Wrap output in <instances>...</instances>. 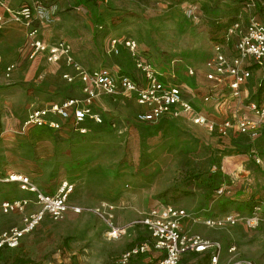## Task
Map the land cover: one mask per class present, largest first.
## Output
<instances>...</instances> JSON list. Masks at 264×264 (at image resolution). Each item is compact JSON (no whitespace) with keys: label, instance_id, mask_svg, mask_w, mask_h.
Returning a JSON list of instances; mask_svg holds the SVG:
<instances>
[{"label":"rangeland","instance_id":"1","mask_svg":"<svg viewBox=\"0 0 264 264\" xmlns=\"http://www.w3.org/2000/svg\"><path fill=\"white\" fill-rule=\"evenodd\" d=\"M4 1L12 12L27 5L33 15L27 24L1 11L0 160L32 175L47 193H53L61 179H70L74 190L69 204L82 211L46 219L22 237L18 247L0 250V264H121V254L142 242H147L148 250L127 264H149L157 253L138 221L156 204H172L194 216L229 211L246 215L259 204L262 219L255 227L238 222L208 228L189 219L190 232L219 241L225 264L232 256L230 246H235L237 258L264 263V127L252 138L233 130L227 135L210 133L187 120L140 121L132 101L105 98L102 123L87 126L84 133L65 127L52 131L47 143L39 135L11 133L7 128L11 123L21 129L32 102L80 96L77 84L61 78L63 69L46 76L47 62L35 58L37 54L29 57L30 31L46 43H69L74 62L86 69L121 67L122 59L107 53L108 42L113 35L130 37L140 54L175 75L171 79L198 108L217 120L232 119L234 114L221 116L220 107L203 100L214 85L204 63L212 42L233 20L245 24L255 17L264 24V6L247 9L241 0ZM11 64H15L13 72L3 73ZM252 67L255 89L251 92L249 87L248 98L240 99L243 105L251 100L264 103V58ZM217 88L227 105L228 92L224 86ZM242 164L254 174L239 175ZM215 167L224 171L214 172ZM220 186L230 192L217 197ZM23 197L16 186L0 183V201ZM101 204L112 207L113 223L122 230L119 237H108L105 220L94 211ZM22 215L0 214V230L20 224ZM179 264H208V255L188 253Z\"/></svg>","mask_w":264,"mask_h":264},{"label":"built area","instance_id":"2","mask_svg":"<svg viewBox=\"0 0 264 264\" xmlns=\"http://www.w3.org/2000/svg\"><path fill=\"white\" fill-rule=\"evenodd\" d=\"M241 2L247 9H261L264 6V0ZM10 13L14 19L28 24L33 10L24 5L18 11ZM1 19L0 16V21ZM27 40L26 51L30 58L44 52L48 62L62 61L65 66H71L74 74L64 73L62 78L69 83L78 78L83 96L67 98L48 105L31 104L26 111L24 126L33 125L58 130L65 125L66 120L71 119L73 128L84 133L88 121L93 124L102 123L101 113L94 109L96 98L102 94L133 98L139 106L145 107V110L136 113V118L140 121L159 122L183 117L193 124L203 125L209 131H217L222 135H227L235 128L240 134L252 138L258 135L260 125L264 124V105L253 101L247 105L258 117L257 120L238 117L217 122L209 118L185 96L180 86L169 82L157 62L138 52L136 41L130 37L110 38L107 51L119 55L122 48L127 49L134 59L138 76L127 72H114L107 65L86 70L74 62L71 46L63 40L46 43L35 36V31H30ZM263 58L264 24L255 17L248 19L245 24L240 19H235L228 24L221 38L212 44L211 54L205 61V67L208 69L206 76L214 85L226 83L229 95L234 99H240L241 84L251 76L252 66L261 64ZM13 68L14 64L7 66L6 74L9 75ZM188 71L190 74L193 73L192 68H188ZM47 75L51 76L50 73ZM217 98L218 95L211 89L203 100L216 104ZM255 161L260 163L259 157H256ZM217 171L219 169L215 167L214 172ZM0 183L14 185L25 195L12 201H0V214L23 213L20 224L0 230V250L18 247L20 239L46 219L58 220L69 210L75 213L82 211L81 207L69 204L70 195L74 190V183L70 179H63L53 193H47L40 189L30 175L17 172L0 161ZM225 192H230L229 187L220 186L216 189V196H221ZM111 210L112 207L108 204H101L94 209L95 213L105 220L108 237L117 238L122 230L113 223ZM260 212L261 206L257 204L253 206L252 213L246 215L229 211L218 216H194L172 204H156L140 217L138 224L147 232L151 247L157 253L156 259L150 264H179L188 253L207 254L208 264H225L222 260L221 243L190 232L184 228L183 219H191L193 223H201L208 228L234 226L238 222L255 227L262 219ZM235 249V246L228 248L232 256L226 264H264L237 258ZM147 250V242L139 243L121 254L120 263L127 264L133 257Z\"/></svg>","mask_w":264,"mask_h":264},{"label":"crops","instance_id":"3","mask_svg":"<svg viewBox=\"0 0 264 264\" xmlns=\"http://www.w3.org/2000/svg\"><path fill=\"white\" fill-rule=\"evenodd\" d=\"M1 4H0V16H2L1 15V11L2 12H6V13H8V12H10L11 10L9 9V6L7 5V4H5V1L4 0H1ZM116 35H113V36H111L110 38H112V37H115ZM118 37H122V36H118ZM215 41H213L212 42V44L214 43ZM107 48H108V46H107ZM139 51V50H138ZM211 51H212V46H211ZM211 51H210V54H211ZM107 53H108V51H107ZM139 53H140V51H139ZM110 54V53H109ZM142 54V53H141ZM113 55V54H112ZM113 56H119V58L120 59H122L121 60V63H122V66L121 67H114V66H110V65H107V66H109L112 70H114V72H127V73H130V74H132V75H135V76H138L139 75V72L135 69V66H134V59L130 56V54H129V52L127 51V49H125V48H122L121 49V52H120V54L119 55H113ZM142 56H145V57H147V55H143L142 54ZM210 56V55H209ZM35 58H43L46 62H47V68L44 70V75H46V76H49V75H47V73H50L51 74V76H54L55 74H56V72H58L60 69H63V71H61L60 72V76H61V78H62V75L64 74V73H69V74H74V71H73V69H72V67L71 66H65L64 64H63V62L62 61H60L59 63H50V62H48L47 61V59H46V53H44V52H40V53H38L37 55H36V57ZM147 58H149V59H151L149 56L147 57ZM151 60H153V59H151ZM154 62H156L155 60H153ZM175 62V60H173V62H172V64ZM15 65V64H14ZM8 66V65H7ZM6 66V67H7ZM82 66V65H81ZM204 66H205V63H204ZM84 68V67H83ZM97 68V67H96ZM84 69H86V68H84ZM91 69H94V68H91ZM91 69H86V70H91ZM161 69L164 71V74H165V77L167 76V79L169 80V82H171V83H173V84H177L178 86H180L181 87V89L183 90V92H184V94H185V96H187L190 100H192L187 94H186V91L184 90V88H182V86L180 85V84H178V83H176L173 79H171V77H174L175 75H173V73L172 72H168V71H165V69H163L162 67H161ZM205 69H206V74H207V72H208V69L205 67ZM251 70H252V72H251V76L253 75L252 73H253V67L251 68ZM5 72V70L3 69V73ZM13 72V69L11 70V72H10V74ZM51 76H49V77H51ZM251 76L244 82V83H242L241 84V95H242V97L241 98H248V94H249V87H250V90H251V92L252 91H254V89H255V87H254V89H253V85H255L256 84V81H254V80H252L251 79ZM63 79V78H62ZM63 80H65V79H63ZM66 81V80H65ZM67 82V81H66ZM68 84H77L78 85V88H79V92H80V96L79 97H73V98H80V97H82L83 96V93H82V91H81V83L78 81V78H76L73 82H67ZM222 86H224L225 88H224V90H226L227 92H229V90H228V87H227V84L226 83H220L219 85H213L212 87H211V89H213L214 90V92L218 95V88L217 87H222ZM229 94V93H228ZM229 97V99H230V101H228V104L227 105H224V102H222V99L218 96V102L216 103V104H213V103H210L213 107H215V108H221V109H219L220 111H218L217 110V113L218 114H222L221 116H224V115H229V114H234V116H233V118L232 119H236V118H238V117H248V118H251V119H255V120H257V116L251 111V109L248 107V105H247V103H249V102H251V101H253V102H257V101H255V100H251V101H248L245 105H243V104H241V102H240V99H234V98H232L231 97V95H229L228 96ZM70 98H72V97H70ZM105 98H109V99H114V100H117V99H119V100H121V101H123L122 99H124V100H130V101H132L134 104H135V106H136V109H137V112H140V111H143V110H145V107H142V106H139L136 102H135V100L133 99V98H131V97H122V96H119V97H115V96H108V95H105V94H102V95H100L98 98H96V100H95V102H94V109L96 110V111H98V112H100L101 113V115H102V108H103V106H104V104H103V100L105 99ZM67 99V98H66ZM243 100V99H242ZM60 101H62V100H60ZM60 101H52V102H60ZM52 102H50V103H52ZM192 102H193V100H192ZM50 103H40V102H32V103H30L29 105H28V107L31 105V104H37V105H48V104H50ZM194 103V102H193ZM257 103H259V102H257ZM231 104V105H230ZM259 104H262V105H264V103H259ZM195 105V104H194ZM196 106V105H195ZM223 106H225V107H223ZM27 107V108H28ZM197 107V106H196ZM203 113H205L209 118H211V119H213V120H215V121H217V122H219V121H221V120H217V119H215L214 117H212L211 115H209L208 113H206L204 110H202V109H200ZM136 112V113H137ZM25 116H26V114H25ZM215 117H216V115H215ZM217 118V117H216ZM24 119H25V117H24ZM179 120H187V119H185V118H183V117H179V118H175V119H170V120H163V121H159V122H161V123H167V122H169V121H179ZM24 121V120H23ZM188 121V120H187ZM190 122V121H189ZM86 125L87 126H89V125H94L93 123H91L90 121H88L87 123H86ZM197 125V124H196ZM199 126H202L205 130H207V131H209L205 126H203V125H199ZM65 127H70V128H73V126H72V120L71 119H69V120H66L65 121V125L61 128V129H58V130H55V129H50V128H48V127H37V126H24L23 125V122H22V125H21V129H20V126L18 127V129L16 128V126L15 125H12L11 123H10V125H9V127L7 126V128H9V129H11V133L13 132V131H15L16 133H25V134H29V136L30 137H34L35 135H39L41 138H43V139H45L46 140V142L47 143H49V141L51 140L50 139V137H52V131H60V130H62L63 128H65ZM264 127V124H261L260 125V128H259V133H258V135L256 136V137H254V138H257L259 135H260V133L262 132V128ZM6 128V129H7ZM15 128V129H14ZM74 129V128H73ZM74 130H76V129H74ZM233 130V132H237V130L235 129V128H232L230 131H232ZM77 131V130H76ZM230 131L228 132V133H230ZM27 132V133H26ZM210 133H212V132H216L217 133V131H209ZM240 134V133H239ZM243 135V134H242ZM208 138H209V136H207ZM212 137H214V135L212 136ZM1 161V160H0ZM1 162H3V163H5L6 165H9V166H11L12 168H14L12 165H10V164H8V163H6V162H4V161H1ZM243 166H242V168H239V170H238V174L239 175H243L242 173H248L249 175H253L254 174V172H253V169L252 168H249L248 170L246 169V164L244 165V164H242ZM222 168V169H221ZM15 169V168H14ZM218 169H219V171H217V172H220V171H224V167H218ZM16 170V169H15ZM17 172H20V171H18V170H16ZM237 171V170H236ZM235 171V172H236ZM20 173H22V172H20ZM24 174H26V173H24ZM28 175H30V174H28ZM30 177L37 183V180L36 179H34L33 177H32V175H30ZM63 179H66V177L65 178H63ZM63 179H61L60 180V182L63 180ZM59 182V183H60ZM37 185L40 187V185L37 183ZM59 185V184H58ZM58 187V186H57ZM41 188V187H40ZM155 206V205H154ZM153 207V206H152ZM189 212V211H188ZM223 214V213H222ZM200 215V214H199ZM202 215H204V216H218V215H221V214H213V215H211V214H204V213H202L200 216H202ZM182 224H183V226H184V228H186V229H189L190 230V227H191V225H192V222L188 219V218H185V219H183V221H182ZM156 258H154V259H152V260H150L151 262L152 261H154ZM150 262V263H151ZM149 263V264H150Z\"/></svg>","mask_w":264,"mask_h":264},{"label":"trees","instance_id":"4","mask_svg":"<svg viewBox=\"0 0 264 264\" xmlns=\"http://www.w3.org/2000/svg\"><path fill=\"white\" fill-rule=\"evenodd\" d=\"M92 1H97V0H92ZM256 65V64H255ZM254 66V65H253ZM263 83H264V79H263V81H262Z\"/></svg>","mask_w":264,"mask_h":264}]
</instances>
